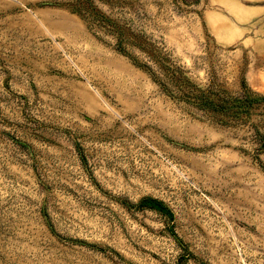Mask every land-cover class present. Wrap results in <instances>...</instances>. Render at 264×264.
Here are the masks:
<instances>
[{
    "label": "rangeland",
    "instance_id": "1",
    "mask_svg": "<svg viewBox=\"0 0 264 264\" xmlns=\"http://www.w3.org/2000/svg\"><path fill=\"white\" fill-rule=\"evenodd\" d=\"M65 1L0 0V264H264V110L172 102ZM122 3L196 83L264 95V0Z\"/></svg>",
    "mask_w": 264,
    "mask_h": 264
},
{
    "label": "trees",
    "instance_id": "2",
    "mask_svg": "<svg viewBox=\"0 0 264 264\" xmlns=\"http://www.w3.org/2000/svg\"><path fill=\"white\" fill-rule=\"evenodd\" d=\"M123 1L66 0L54 5L67 8L81 19L94 35L100 32L112 38L114 50L144 72L172 102L202 117L215 118L222 124L251 125L255 133L260 134L253 120L258 118V110H264V95L251 90L243 75L239 79L240 90L237 94L229 92L214 80L208 85L196 83L163 48H159L142 33L135 32L126 23L113 18L102 9V6L120 7ZM134 52L142 56V59ZM142 201L158 211L165 210V206L154 199L146 198Z\"/></svg>",
    "mask_w": 264,
    "mask_h": 264
}]
</instances>
